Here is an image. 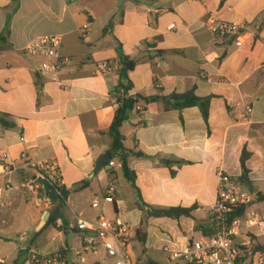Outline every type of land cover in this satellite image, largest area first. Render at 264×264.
<instances>
[{
    "label": "crops",
    "instance_id": "1",
    "mask_svg": "<svg viewBox=\"0 0 264 264\" xmlns=\"http://www.w3.org/2000/svg\"><path fill=\"white\" fill-rule=\"evenodd\" d=\"M210 15L245 26L244 44L238 47L235 37L216 38L207 24ZM173 24L177 29L169 31ZM51 36L62 38V56L70 60L60 73L66 89L40 73L44 57L25 52L30 43ZM126 59L136 66L129 80L122 75ZM102 62L115 72L100 73ZM121 85L150 99L190 90L211 97L208 123L198 107L166 111L155 100L146 105L141 122L133 116L122 129L144 202L196 207L191 218H150L145 245L137 234L144 217L139 195L121 161L112 158L114 168L95 172L111 148L113 94ZM248 105L253 113L243 122ZM0 120L14 124L0 122V243L15 242L7 254L12 263L22 256V233L33 231L37 237L26 245L46 254L78 249V220L105 215L132 227L133 250L134 241L142 245L134 255L139 264H166L168 249H184L204 237L199 225L212 228L220 171L251 193L240 180L244 151L250 154L254 194H264V0H0ZM44 161H56L66 181V201L52 202L49 209L21 187L31 176L28 166ZM165 161L184 164L170 169ZM112 182L119 187L115 203L102 200L100 208H92ZM254 209L264 215V203ZM46 212L56 224L47 222L38 231ZM79 260L69 252L70 263ZM104 262L115 264L104 252L86 256L84 264Z\"/></svg>",
    "mask_w": 264,
    "mask_h": 264
},
{
    "label": "built area",
    "instance_id": "2",
    "mask_svg": "<svg viewBox=\"0 0 264 264\" xmlns=\"http://www.w3.org/2000/svg\"><path fill=\"white\" fill-rule=\"evenodd\" d=\"M207 24L218 39L235 37L238 47L244 44L243 38L249 33L245 26L223 21L213 15H210ZM87 29V25L83 27L84 31ZM176 29L174 24L168 28L169 31ZM61 49L62 38L51 36L30 43L25 52L31 56L44 57L46 60L39 65L40 73L50 74L51 81L66 89L60 79V73L70 60L62 56ZM98 70L104 76L115 72L109 62L100 63ZM118 97H137V95L132 93L125 95L122 91ZM113 98L116 107L121 106L114 95ZM142 113L143 107L139 104L133 116L141 122ZM252 113L253 107L248 105L240 119L249 122ZM1 158L5 160L7 156L4 154ZM115 164V160L112 159L107 167L114 168ZM27 170L31 176L24 179L22 189L32 196L39 207L49 209L52 201L44 190V185L50 186L57 197L62 196L66 191L62 168L56 161H44L28 166ZM118 189L116 183H110L105 197L96 199L92 208H100L102 200L114 204ZM254 200L255 196L252 193L244 191L231 176L220 171L218 195L211 207L213 235L192 241L184 249H168L166 264H264V252L255 251L251 242L252 236L264 237V215L254 209ZM244 207H248L246 213L232 219V214ZM75 229L80 233L81 238V246L78 249L63 248L46 254L36 247L27 246V232H24L19 236L21 258L10 263L9 257H6L0 259V264H84L86 256L98 258L101 252H104L108 259L114 260L115 264H139L132 248V227L121 219H109L101 215L95 221L78 220ZM242 237L245 240L238 243L237 240ZM70 251L79 257V262L70 263Z\"/></svg>",
    "mask_w": 264,
    "mask_h": 264
},
{
    "label": "trees",
    "instance_id": "3",
    "mask_svg": "<svg viewBox=\"0 0 264 264\" xmlns=\"http://www.w3.org/2000/svg\"><path fill=\"white\" fill-rule=\"evenodd\" d=\"M124 68L122 70V75L124 78L129 80V73L135 69V63L129 61L128 59L123 61ZM124 92L125 95L131 93V86L130 85H121L118 89L115 90L114 96L121 106H119L116 110L115 118L111 125L110 135L112 137V144L109 150V154L112 156L113 159L117 158L123 164V169L125 173L126 179L132 184V186L136 189L139 195V208L144 213L143 221L141 227L138 229L137 234L139 237L140 242L145 245L147 240V232H146V225L150 218H170V219H180L182 217L191 218L193 212L195 211L196 207L194 208H156L144 202L140 191L136 186V173L132 171L129 167V157L132 154V150L127 149L124 146L123 141V134L122 129L126 122H130L133 117V113L137 105L141 104L143 107V111L146 108V105L152 101L160 100L163 102L165 106V110H179L182 111L187 108L198 107L203 115V118L206 123L209 120L210 114V104H211V97L209 98H200L196 95L195 90H190L184 94H172L168 97H161V98H144L138 95L137 97H118L121 92ZM2 126L4 127H12L13 123L5 124L4 120H0ZM250 159V154L244 151L242 158H241V166H242V177L240 178L241 183L248 185L251 193L255 196V200L253 205L257 203H264V194L257 193L254 194V188L251 185V182L248 179L249 170L247 169V162ZM184 163L179 161H165L164 165L172 169L174 166L181 167ZM172 175L176 176V171L172 170ZM67 199L66 191L63 193L62 196L57 197V200L53 203L59 202L60 204L65 202ZM252 204L250 205L251 208ZM248 207H244L239 209L237 212L232 214V219L242 216L246 213ZM53 224L55 226L56 219L53 220L52 216L48 221V225ZM199 232L206 237L213 235V229L208 227L207 225H199L197 227ZM260 237L252 236L251 242L253 244L255 251H262L264 252V245H257L256 239ZM246 250V249H244Z\"/></svg>",
    "mask_w": 264,
    "mask_h": 264
},
{
    "label": "water",
    "instance_id": "4",
    "mask_svg": "<svg viewBox=\"0 0 264 264\" xmlns=\"http://www.w3.org/2000/svg\"><path fill=\"white\" fill-rule=\"evenodd\" d=\"M128 123L129 122H126L125 125H127ZM123 141H125V137H123ZM111 161H112V156L110 154L103 155L97 162L95 172L99 174ZM44 190L49 194L52 202H55L57 200V195L50 186L44 185ZM49 218H50V213L46 212L39 225L38 231H40L46 226L47 222L49 221Z\"/></svg>",
    "mask_w": 264,
    "mask_h": 264
},
{
    "label": "rangeland",
    "instance_id": "5",
    "mask_svg": "<svg viewBox=\"0 0 264 264\" xmlns=\"http://www.w3.org/2000/svg\"><path fill=\"white\" fill-rule=\"evenodd\" d=\"M35 235L36 234L33 231H28L26 240H28L29 238H34ZM36 237H37V235H36ZM7 243H9V242H7ZM7 243H3V242L0 243V259L6 258L7 254H9V252L15 246L14 241H12L13 244H7ZM256 244L257 245H264V238L262 237V238L256 239ZM133 246H135L137 248V249L133 250L134 255H138L142 250V245H140L139 242L134 241ZM9 262L12 263V260L9 259ZM103 264H112V263L104 262Z\"/></svg>",
    "mask_w": 264,
    "mask_h": 264
}]
</instances>
